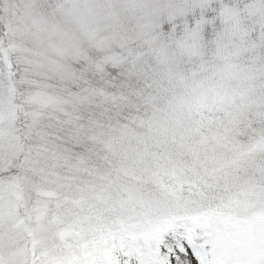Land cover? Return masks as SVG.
I'll list each match as a JSON object with an SVG mask.
<instances>
[{
    "label": "snow or ice",
    "instance_id": "1",
    "mask_svg": "<svg viewBox=\"0 0 264 264\" xmlns=\"http://www.w3.org/2000/svg\"><path fill=\"white\" fill-rule=\"evenodd\" d=\"M0 264H264V0H0Z\"/></svg>",
    "mask_w": 264,
    "mask_h": 264
}]
</instances>
